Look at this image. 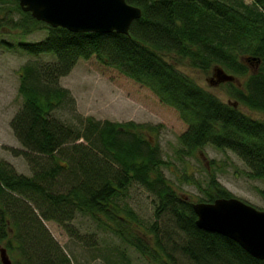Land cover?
I'll list each match as a JSON object with an SVG mask.
<instances>
[{
  "label": "trees",
  "instance_id": "trees-1",
  "mask_svg": "<svg viewBox=\"0 0 264 264\" xmlns=\"http://www.w3.org/2000/svg\"><path fill=\"white\" fill-rule=\"evenodd\" d=\"M10 1L20 18L10 16L4 6ZM127 1L142 9L130 33L99 34L51 27L24 12L18 0H0V10L5 8L0 28L11 22L21 36L46 29L42 39L19 45L32 55L55 58L31 60L19 70L23 103L11 127L24 148L11 150L25 157L33 174L18 173L0 159V245L13 264H72L45 221H56L82 241L89 236L67 225L81 212L137 249L149 264H182L185 259L183 264H264L233 239L198 227L193 201L170 185L162 170L167 162L153 134H147L159 126L78 114L74 127L58 114L66 105L76 110L74 96L60 79L80 59L96 57L178 112L187 125L179 136V159L195 157L210 145L234 152L246 164L249 178L264 181V118L243 109L264 115V0ZM17 41L0 44L14 47ZM182 63L204 72L221 66L234 74L237 81L228 82L229 94L238 106L202 87L179 68ZM62 158L68 165L60 163ZM61 179L72 186L54 192ZM133 183L158 199L150 226L126 201ZM205 185L200 201L234 196L215 173H209ZM260 192L264 197V189ZM121 257L112 262L132 264L125 254Z\"/></svg>",
  "mask_w": 264,
  "mask_h": 264
},
{
  "label": "rangeland",
  "instance_id": "rangeland-1",
  "mask_svg": "<svg viewBox=\"0 0 264 264\" xmlns=\"http://www.w3.org/2000/svg\"><path fill=\"white\" fill-rule=\"evenodd\" d=\"M4 6L11 10L10 16L13 18L21 17L14 2L10 1ZM4 12L5 8L0 10V16H3ZM0 31L1 41L15 43L18 40L14 47L0 44V159L9 162L18 173L32 176V168L25 157L17 156L11 150L24 148L11 127V120L23 103L18 90L19 70L31 60L55 61V58L52 54L32 55L19 45V41L42 39L46 35V29L21 36L20 31L14 29L11 22H7ZM168 58H171V55ZM179 68L224 102H233L228 83L212 86L208 82L213 75V68L204 72L183 63L179 64ZM60 84L71 91L76 100V110L71 105H66L58 114L74 127L78 114L85 117L93 116L97 120L135 121L159 126L157 132L147 134H153V143L159 145L160 155L167 162L162 167L163 173L181 196L193 203L205 199L202 189L206 186L209 173H215L219 181L234 195L233 197L241 198L264 210V197L260 192L264 189V181L249 178L245 174L248 170L246 164L234 152L221 151L208 145L198 150L195 157L179 159L177 156L180 147L179 136L187 129V125L174 108L163 104L149 88L135 82L118 69L103 65L96 57L80 59L72 72L60 79ZM243 109L257 118H264L259 112H251L245 107ZM78 142L89 145L84 139ZM91 150L93 153H99L98 147L92 146ZM60 163L68 165L65 158H62ZM62 181H56L58 183L53 187L54 192H67L72 186L71 182ZM126 201L139 214L146 226L154 222V207L158 199L145 186L133 183ZM73 215L75 218L67 222L68 227L76 228L81 235L89 236L87 237L89 239L81 241L56 221H45L51 234L72 258V264H114L112 260H121L122 254H125L132 264H149L148 259L137 249L123 242L112 231L98 226L89 215L81 212ZM177 257L185 258L182 253H178ZM184 262L187 263V259L183 260Z\"/></svg>",
  "mask_w": 264,
  "mask_h": 264
},
{
  "label": "water",
  "instance_id": "water-1",
  "mask_svg": "<svg viewBox=\"0 0 264 264\" xmlns=\"http://www.w3.org/2000/svg\"><path fill=\"white\" fill-rule=\"evenodd\" d=\"M24 12L51 27L71 32H112L129 34L142 9L127 0H18ZM237 77L221 66L213 68L208 82L219 86ZM238 106V102H229ZM197 225L239 243L252 256L264 259V210L238 197L217 198L213 202L193 203ZM2 264H13L7 249L0 245Z\"/></svg>",
  "mask_w": 264,
  "mask_h": 264
}]
</instances>
